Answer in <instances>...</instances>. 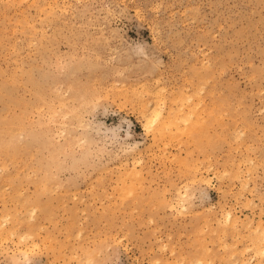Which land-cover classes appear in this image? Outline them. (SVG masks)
Returning a JSON list of instances; mask_svg holds the SVG:
<instances>
[{
  "label": "rangeland",
  "instance_id": "rangeland-1",
  "mask_svg": "<svg viewBox=\"0 0 264 264\" xmlns=\"http://www.w3.org/2000/svg\"><path fill=\"white\" fill-rule=\"evenodd\" d=\"M0 116V264H264V0H0Z\"/></svg>",
  "mask_w": 264,
  "mask_h": 264
},
{
  "label": "bare ground",
  "instance_id": "bare-ground-1",
  "mask_svg": "<svg viewBox=\"0 0 264 264\" xmlns=\"http://www.w3.org/2000/svg\"><path fill=\"white\" fill-rule=\"evenodd\" d=\"M151 110L149 111V113L148 114H146L144 117H145V123H144V127H145V130H146V128L147 127H149L150 125H152L153 123H155V120L157 119L158 120V118L160 117V119H161V117L162 116H160V111L158 110V108H155V107H152L151 106V108H150ZM145 110V109H144ZM173 114V113H172ZM183 116V115H182ZM187 117L189 116V115H186ZM186 116H185V118H186ZM176 117V116H175ZM174 117V118H175ZM181 117V116H180ZM179 117V118H180ZM165 119V118H164ZM8 120V118H6V117H4V116H0V123H2V124H4V126L3 127H1L0 128V134L2 135L3 133H4V131H5V126H7V122H9V121H7ZM13 120V119H12ZM157 120H156V122H157ZM163 120V119H162ZM169 120V119H168ZM177 120V119H176ZM183 120V119H182ZM14 121V120H13ZM172 121H169V123H167V124H173V123H171ZM158 123H160L159 121H158ZM158 123H156L157 125L156 126H158ZM190 123V122H189ZM10 124V123H9ZM12 124V123H11ZM161 124H164V123H160L159 125H161ZM177 125V124H176ZM190 125V124H189ZM188 125V126H189ZM153 126V125H152ZM168 126H170V125H168ZM193 126V125H192ZM8 127V126H7ZM150 129L152 128L151 126L149 127ZM160 128V127H159ZM183 128V127H182ZM149 129V130H150ZM154 129V128H153ZM168 129V128H167ZM178 129V128H177ZM187 128H185V130H186ZM155 130H156V128H155ZM157 130H163V128H161V129H157ZM147 131H148V128H147ZM182 131V130H181ZM187 131H189V130H187ZM183 132V131H182ZM189 135V134H188ZM132 146H133V144H132ZM126 150V149H125ZM128 150H132V148L130 149L129 147H128ZM135 150V149H134ZM184 200V199H183ZM184 207V206H183ZM226 213V214H225ZM224 213V216H225V219L228 221V222H230V224H232L233 225V223H231V222H235V218L233 219V221H231L232 220V218H230L231 217V215L232 214H230V212L229 211H227V212H225ZM231 219V220H230ZM230 220V221H229ZM219 221V220H218ZM227 222V223H228ZM229 224V223H228ZM257 227V226H256ZM255 227V228H256ZM258 228V227H257ZM263 233V232H262ZM249 236H250V234H249ZM252 236H250V238H251ZM263 237H264V234H260V236H259V238L258 239H256L255 237V241H252L253 243L254 242H256L257 241V243L256 244H253L252 243V245L255 247V249L257 250L256 252H258L259 254H263L264 253V246H262V245H259V243L261 242V240L263 241ZM253 238V239H254ZM256 245V246H255ZM252 246V247H253ZM255 251V250H254ZM255 252V253H256ZM257 253V254H258ZM261 254V255H262ZM260 264H262V263H260Z\"/></svg>",
  "mask_w": 264,
  "mask_h": 264
}]
</instances>
